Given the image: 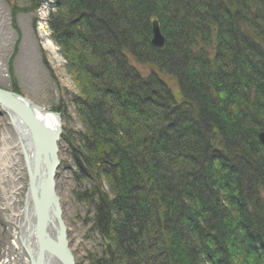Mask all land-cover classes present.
I'll list each match as a JSON object with an SVG mask.
<instances>
[{
  "label": "trees",
  "instance_id": "trees-1",
  "mask_svg": "<svg viewBox=\"0 0 264 264\" xmlns=\"http://www.w3.org/2000/svg\"><path fill=\"white\" fill-rule=\"evenodd\" d=\"M52 5L97 264H264V0Z\"/></svg>",
  "mask_w": 264,
  "mask_h": 264
},
{
  "label": "rangeland",
  "instance_id": "rangeland-1",
  "mask_svg": "<svg viewBox=\"0 0 264 264\" xmlns=\"http://www.w3.org/2000/svg\"><path fill=\"white\" fill-rule=\"evenodd\" d=\"M53 1L34 7L31 0H0V86L60 114L62 134L56 182L68 239L75 264H97L107 240L94 229L92 207L80 197L89 183L76 182L77 168L71 152L83 126L72 97L79 90L47 25ZM44 41L50 42L53 51L44 47ZM131 63L143 75L151 70L133 60ZM169 86L179 96L177 85L170 81ZM24 163L16 133L0 110V264H28L17 238L28 184Z\"/></svg>",
  "mask_w": 264,
  "mask_h": 264
},
{
  "label": "water",
  "instance_id": "water-1",
  "mask_svg": "<svg viewBox=\"0 0 264 264\" xmlns=\"http://www.w3.org/2000/svg\"><path fill=\"white\" fill-rule=\"evenodd\" d=\"M153 38L152 43L162 48L165 44V38L161 32L159 21L153 20L152 23ZM0 110H2L9 118L11 125L16 133L18 141L21 143V150L24 156V162L28 173V188L37 214L46 220L54 229V235L51 242L47 243L46 254H41L40 258L34 259L30 252L25 250L31 264H43L48 256L56 264H75V257L70 248L67 225L63 217V210L60 197L57 191V170L60 166L59 159V142L62 134V119L59 113L47 110L35 104L29 98L22 94L7 90L0 86ZM57 115L60 120L58 131L54 132L45 122L43 116ZM45 130L48 137V159L44 167L45 179L43 183L38 184L39 178L42 176L40 172L42 162L41 152V127ZM21 131V133H20ZM32 140V145L37 149L33 155L34 161L31 160L27 148L26 139ZM259 141L264 146V131L259 134ZM42 154V155H41ZM39 224H36V227ZM37 236L43 241V227H37ZM45 243V242H44ZM46 244V243H45Z\"/></svg>",
  "mask_w": 264,
  "mask_h": 264
},
{
  "label": "bare ground",
  "instance_id": "bare-ground-1",
  "mask_svg": "<svg viewBox=\"0 0 264 264\" xmlns=\"http://www.w3.org/2000/svg\"><path fill=\"white\" fill-rule=\"evenodd\" d=\"M43 43H44V47H46L50 51H53L49 41H44ZM43 118L54 132L58 131V128L61 122L59 118L57 117V115L54 116V115L45 114ZM43 128L45 127L43 126L41 127V133H40L41 152L43 155L41 154L42 155V162H41L42 165H41L40 172H39L42 174V176L39 178L38 184L44 182L45 172H44L43 166H45L47 159H48V137ZM25 142L28 143L27 148L30 154V158L32 161H34L33 155L35 154V150L37 148L32 145L33 142L31 139H29V137L28 139L25 140ZM19 144L21 146L20 142ZM7 149H8V145L6 144L4 146L3 151L6 152ZM25 168H26V165H25ZM26 172H27V168H26ZM27 178H28V173H27ZM28 182H29V179H28ZM27 188H28V184H27ZM36 224H39L37 227H41V228L43 227V241L42 242L37 236ZM18 229L19 231H18L17 238L19 239L20 247L22 248V250L24 251L27 257L28 264H31V261H30V258L28 257L29 254L27 255V252L24 246H26L27 250L30 252V254L32 255L34 259H37V258L39 259L41 254H46L47 243L52 241L53 235H54V229L46 220H44V218H42L40 215L37 214L36 210L34 209L32 196L30 192L28 191L26 192L24 206L19 213ZM43 264H56V263L54 262V260H52V257L48 256L47 259H45V262Z\"/></svg>",
  "mask_w": 264,
  "mask_h": 264
}]
</instances>
